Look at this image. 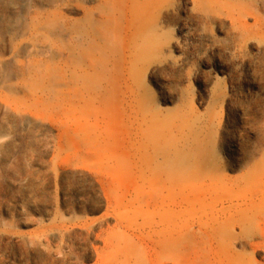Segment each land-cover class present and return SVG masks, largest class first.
<instances>
[{
	"label": "rangeland",
	"instance_id": "rangeland-1",
	"mask_svg": "<svg viewBox=\"0 0 264 264\" xmlns=\"http://www.w3.org/2000/svg\"><path fill=\"white\" fill-rule=\"evenodd\" d=\"M150 21L172 47L159 74L136 67L125 116L24 107L21 125L11 65L0 264H264V0H166Z\"/></svg>",
	"mask_w": 264,
	"mask_h": 264
},
{
	"label": "bare ground",
	"instance_id": "bare-ground-1",
	"mask_svg": "<svg viewBox=\"0 0 264 264\" xmlns=\"http://www.w3.org/2000/svg\"><path fill=\"white\" fill-rule=\"evenodd\" d=\"M164 1L0 0V41L10 53L8 59L0 57V86L15 65L12 78L24 94L15 100L20 124H30L24 107L60 110L62 123L73 126L85 120L89 107L128 115L126 105L133 107L139 98L130 84L136 67L143 64L149 76L159 74L172 47L165 22L150 21ZM93 84L96 92L89 98L84 93ZM140 99L150 97L141 92ZM153 112L160 115L159 107ZM154 152L172 163L161 144L154 145ZM182 203L178 200L174 210ZM152 244L156 250L161 243Z\"/></svg>",
	"mask_w": 264,
	"mask_h": 264
}]
</instances>
